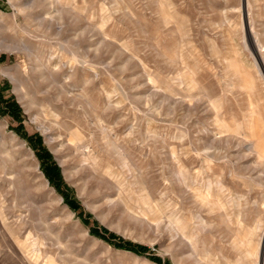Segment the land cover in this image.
Returning a JSON list of instances; mask_svg holds the SVG:
<instances>
[{
	"label": "rangeland",
	"instance_id": "obj_1",
	"mask_svg": "<svg viewBox=\"0 0 264 264\" xmlns=\"http://www.w3.org/2000/svg\"><path fill=\"white\" fill-rule=\"evenodd\" d=\"M0 15V264H249L264 71L242 25L264 52V0H0Z\"/></svg>",
	"mask_w": 264,
	"mask_h": 264
},
{
	"label": "bare ground",
	"instance_id": "obj_2",
	"mask_svg": "<svg viewBox=\"0 0 264 264\" xmlns=\"http://www.w3.org/2000/svg\"><path fill=\"white\" fill-rule=\"evenodd\" d=\"M255 2V0H246V4H247V12H249L250 11V8H251V6H252V4ZM245 9V8H244ZM249 14V13H248ZM250 15V14H249ZM248 16V15H247ZM3 16L2 15H0V19H4V18H2ZM250 18V17H249ZM244 19V18H243ZM253 20V19H252ZM244 22V21H243ZM248 22V21H247ZM246 23V22H245ZM249 23V22H248ZM253 23V22H252ZM251 23V24H252ZM240 27V26H239ZM253 28V27H252ZM251 28V25L249 24V26H247V25H245V24H243L242 25V29H243V31L245 32L244 33V39L246 40H244L245 41V45H246V48L248 49V50H250L251 51V46L253 47V48H255L254 49V52L252 53V55H253V59H254V61H255V63H256V67H257V69H258V72L259 73H261L262 74V76H263V73H262V71H264V52H263V47L261 46V44L258 42V38H257V33L256 32H254V30ZM241 29V28H240ZM248 35V36H247ZM243 36V35H242ZM261 42V41H260ZM20 50V49H19ZM25 50L27 51V48H25ZM28 53V52H27ZM28 54H30V53H28ZM3 74H6L7 76H10V77H14L13 76V74L12 73H10V71H8V70H5V71H1ZM261 79V78H260ZM263 79H264V77H263ZM86 99V98H85ZM88 100V99H87ZM87 102H89V101H87ZM51 115H52V118L56 121V122H58L59 121V119H60V115L57 113V112H51ZM79 137L81 136L80 134L78 135ZM73 137V136H72ZM14 138H15V136H14ZM73 142H74V140L73 139H71ZM81 141H83V140H81ZM76 143H78V142H76ZM251 145V144H250ZM112 149H113V151H116V152H119L120 153V149H119V147L118 146H116L115 144H110L109 145ZM255 146V145H254ZM253 147V145H251L250 146V150L251 149H253L252 148ZM256 149V148H255ZM254 152V151H253ZM262 153V152H261ZM121 154V153H120ZM124 154V153H123ZM122 154V155H123ZM127 154V153H126ZM125 156V155H124ZM128 156V155H127ZM258 159H260V160H264V158L260 155V154H258ZM88 158H90V157H87L86 156V159H88ZM85 160V159H84ZM87 161V160H86ZM89 163V162H88ZM183 237H184V239H185V241H186V243H187V245L188 246H190L192 249H193V251L195 252V250L197 249V244H198V235L196 234V232L193 230V229H185V231L183 232ZM264 242V238H262L261 240H260V242L258 243V245L256 246V247H252L251 246V243H252V241H249V244H250V246H249V264H264V250H263V247H262V245H261V242Z\"/></svg>",
	"mask_w": 264,
	"mask_h": 264
},
{
	"label": "trees",
	"instance_id": "obj_3",
	"mask_svg": "<svg viewBox=\"0 0 264 264\" xmlns=\"http://www.w3.org/2000/svg\"><path fill=\"white\" fill-rule=\"evenodd\" d=\"M48 156V155H47ZM49 157H50V154H49ZM47 170L45 171V174L46 176L48 177V179L50 181H53V174H55V172H58V175H59V168L57 166H52V167H47L46 168ZM60 177V176H59ZM72 207L73 208H76V205L74 203H71ZM121 247V246H120ZM144 249V248H143Z\"/></svg>",
	"mask_w": 264,
	"mask_h": 264
}]
</instances>
